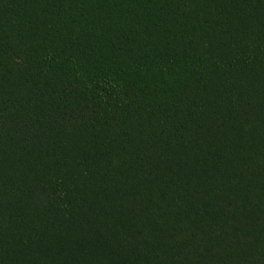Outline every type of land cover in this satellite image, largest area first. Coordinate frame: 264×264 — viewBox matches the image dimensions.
Here are the masks:
<instances>
[{
    "label": "trees",
    "instance_id": "16d2710c",
    "mask_svg": "<svg viewBox=\"0 0 264 264\" xmlns=\"http://www.w3.org/2000/svg\"><path fill=\"white\" fill-rule=\"evenodd\" d=\"M0 264H264V0H0Z\"/></svg>",
    "mask_w": 264,
    "mask_h": 264
}]
</instances>
